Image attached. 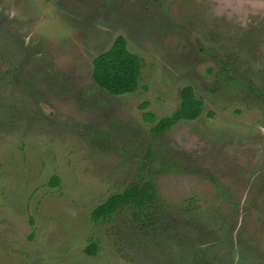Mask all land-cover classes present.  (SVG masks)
I'll list each match as a JSON object with an SVG mask.
<instances>
[{
    "label": "rangeland",
    "instance_id": "374dc122",
    "mask_svg": "<svg viewBox=\"0 0 264 264\" xmlns=\"http://www.w3.org/2000/svg\"><path fill=\"white\" fill-rule=\"evenodd\" d=\"M118 35L143 65L112 95ZM185 86L203 113L153 134ZM0 264H264V0H0Z\"/></svg>",
    "mask_w": 264,
    "mask_h": 264
},
{
    "label": "trees",
    "instance_id": "16d2710c",
    "mask_svg": "<svg viewBox=\"0 0 264 264\" xmlns=\"http://www.w3.org/2000/svg\"><path fill=\"white\" fill-rule=\"evenodd\" d=\"M142 58L127 48L126 38L118 35L111 47L92 59V77L94 82L112 95L132 93L140 86ZM181 103L172 115L160 119L152 128V133L161 135L179 120H194L204 111V102L195 96L191 86H185L180 94ZM147 103H144L145 106ZM212 114V113H211ZM147 118L152 114L145 113ZM58 177L53 176L50 184L58 183ZM153 200L152 186L146 182L142 186L131 185L121 193L111 195L104 203L92 211V218L99 220L114 213L125 205L143 207ZM95 246H88V252L93 253Z\"/></svg>",
    "mask_w": 264,
    "mask_h": 264
}]
</instances>
